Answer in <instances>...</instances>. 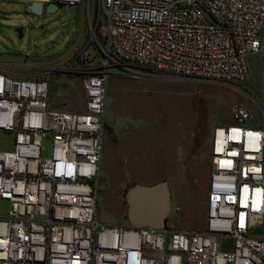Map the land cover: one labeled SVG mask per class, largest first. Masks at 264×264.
Segmentation results:
<instances>
[{
    "label": "built area",
    "instance_id": "2783aa9c",
    "mask_svg": "<svg viewBox=\"0 0 264 264\" xmlns=\"http://www.w3.org/2000/svg\"><path fill=\"white\" fill-rule=\"evenodd\" d=\"M43 1L80 10L78 54L42 66L79 75L86 106L52 107L46 75H15L0 62V131L13 135L0 149V198L9 202L0 264H264V105L255 95L261 116L236 102L234 123L212 131L204 228L108 224L97 215L109 77L246 90L249 57L260 53L264 95V0Z\"/></svg>",
    "mask_w": 264,
    "mask_h": 264
},
{
    "label": "rangeland",
    "instance_id": "374dc122",
    "mask_svg": "<svg viewBox=\"0 0 264 264\" xmlns=\"http://www.w3.org/2000/svg\"><path fill=\"white\" fill-rule=\"evenodd\" d=\"M28 0H0V62L19 76L46 75L49 101L55 108L81 111L86 96L79 75L43 74L47 61L66 62L78 54L74 36L80 26L77 5H63L41 15L27 12ZM27 18L19 37L16 18ZM82 60V58H79ZM250 76L242 88L215 81L128 77L108 79L98 218L105 223H129L127 189L135 183L168 180L172 205L166 225L204 228L206 198L212 168V131L234 123L232 105L244 102L256 116L263 114L260 53L249 57ZM45 68V67H44ZM113 72L119 71L117 67ZM50 139V138H49ZM13 146V135L0 131V149ZM9 202L0 198V214ZM229 243L222 238V244Z\"/></svg>",
    "mask_w": 264,
    "mask_h": 264
},
{
    "label": "water",
    "instance_id": "95a60500",
    "mask_svg": "<svg viewBox=\"0 0 264 264\" xmlns=\"http://www.w3.org/2000/svg\"><path fill=\"white\" fill-rule=\"evenodd\" d=\"M58 8L56 2L45 5L43 0H32L28 3L26 11L41 15L44 9L48 12ZM22 25L15 29L19 37L24 35L25 18L14 19ZM128 218L130 223L137 225H151L162 227L171 210L172 192L168 180H160L154 183H135L127 189Z\"/></svg>",
    "mask_w": 264,
    "mask_h": 264
},
{
    "label": "flooded vegetation",
    "instance_id": "af4514ba",
    "mask_svg": "<svg viewBox=\"0 0 264 264\" xmlns=\"http://www.w3.org/2000/svg\"><path fill=\"white\" fill-rule=\"evenodd\" d=\"M44 12H45V9H44ZM44 12H43V13H44ZM19 25H22V23H21V22H19ZM19 25H18V26H19ZM16 27H17V26H16ZM128 221H129V223H130V220H129V219H128Z\"/></svg>",
    "mask_w": 264,
    "mask_h": 264
},
{
    "label": "trees",
    "instance_id": "16d2710c",
    "mask_svg": "<svg viewBox=\"0 0 264 264\" xmlns=\"http://www.w3.org/2000/svg\"><path fill=\"white\" fill-rule=\"evenodd\" d=\"M107 125H108V123H107Z\"/></svg>",
    "mask_w": 264,
    "mask_h": 264
}]
</instances>
